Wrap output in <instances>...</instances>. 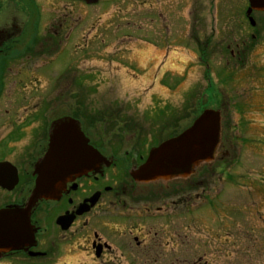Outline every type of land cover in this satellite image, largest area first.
Listing matches in <instances>:
<instances>
[{
  "label": "flooded vegetation",
  "instance_id": "1",
  "mask_svg": "<svg viewBox=\"0 0 264 264\" xmlns=\"http://www.w3.org/2000/svg\"><path fill=\"white\" fill-rule=\"evenodd\" d=\"M68 1L79 0H0V211L16 212L0 238V264H219L226 249L237 251L217 222L222 206L206 195L225 177L222 143L185 180H134L151 150L190 127L187 93L168 62L167 89L155 80L164 63L134 61L133 79L99 49L78 53L75 31L64 30L75 15L63 13ZM243 52H229L235 65ZM142 80L151 81L143 93L126 92ZM65 122L99 157L55 200L30 202L51 143L72 139L59 135ZM229 237L232 246L222 241Z\"/></svg>",
  "mask_w": 264,
  "mask_h": 264
},
{
  "label": "rangeland",
  "instance_id": "2",
  "mask_svg": "<svg viewBox=\"0 0 264 264\" xmlns=\"http://www.w3.org/2000/svg\"><path fill=\"white\" fill-rule=\"evenodd\" d=\"M67 6L63 13L73 8L75 15L73 25L64 30L75 31L78 53L99 49L133 79L140 74L134 61L138 66L164 63L155 80L167 89L173 79L163 72L168 62L174 83L178 77L179 88L187 93L184 101L191 120L203 106L220 111L225 177L217 191L210 188L206 195H215L211 204L222 206L217 222L232 232L234 244L231 237L222 241L237 251L226 249L224 254L231 256L219 264H264V203L256 193L264 195V24L258 22L262 16L252 15L253 30L244 18L247 0H98ZM230 51H244L236 65L237 57H230ZM134 84L127 85L126 92L143 93L151 81ZM156 89L169 100L178 95L161 86Z\"/></svg>",
  "mask_w": 264,
  "mask_h": 264
},
{
  "label": "water",
  "instance_id": "3",
  "mask_svg": "<svg viewBox=\"0 0 264 264\" xmlns=\"http://www.w3.org/2000/svg\"><path fill=\"white\" fill-rule=\"evenodd\" d=\"M82 1L93 4L97 0ZM248 4L246 16L253 27L255 23L249 16L253 12H264V0H248ZM58 131L62 137L69 135L72 139L68 144H64V140L51 143L47 155L35 168L37 179L30 202L39 199L55 200L66 180L72 176H81L99 157L94 150L85 146L82 135L72 122L61 124ZM220 137V112L204 110L189 128L151 150L146 162L132 176L134 180L144 184L185 180L202 166L214 161ZM15 214L16 212L0 211V238L6 235L8 223L13 221L9 217Z\"/></svg>",
  "mask_w": 264,
  "mask_h": 264
},
{
  "label": "trees",
  "instance_id": "4",
  "mask_svg": "<svg viewBox=\"0 0 264 264\" xmlns=\"http://www.w3.org/2000/svg\"><path fill=\"white\" fill-rule=\"evenodd\" d=\"M201 60H202V56H204V49L201 50ZM209 90V89H208ZM205 109V107L203 106L202 108H200L197 112L194 113L193 117H192V120L198 115L200 114L203 110Z\"/></svg>",
  "mask_w": 264,
  "mask_h": 264
}]
</instances>
